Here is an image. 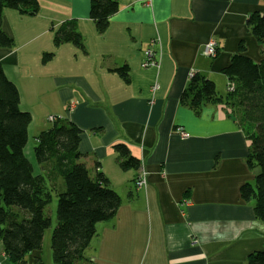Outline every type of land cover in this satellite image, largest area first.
<instances>
[{"label": "crops", "instance_id": "crops-1", "mask_svg": "<svg viewBox=\"0 0 264 264\" xmlns=\"http://www.w3.org/2000/svg\"><path fill=\"white\" fill-rule=\"evenodd\" d=\"M118 1L101 31L90 0H39L35 15L3 10L13 45L0 46V63L32 115L25 155L52 117L72 122L81 129L76 173L102 171L120 195L115 216L95 225L86 264H246L264 248V222L253 201L240 197L258 172L246 162L249 142L224 103L194 113L181 97L192 74L225 94L223 69L241 46L253 61L264 58L247 23L264 0ZM67 19L75 20L83 48L54 45V30ZM149 47L156 64L143 66ZM44 53L52 56L43 60ZM124 65L127 79L117 70ZM116 143L138 158L137 170L120 166ZM38 256L44 261L43 246L28 264ZM0 264H11L1 241ZM45 264H54L51 256Z\"/></svg>", "mask_w": 264, "mask_h": 264}, {"label": "trees", "instance_id": "trees-1", "mask_svg": "<svg viewBox=\"0 0 264 264\" xmlns=\"http://www.w3.org/2000/svg\"><path fill=\"white\" fill-rule=\"evenodd\" d=\"M89 16L96 28L103 30L119 8L118 0H90ZM5 8L20 14L35 15L39 0H0V46L11 47L13 40L2 28ZM254 38L264 47V10L251 13L247 19ZM71 42L83 48V38L75 20L67 19L54 30L53 43ZM241 51L231 56L223 73L229 80L225 94H219L212 80L192 74L181 103L198 113L206 103H224L237 118L249 142L246 162L258 172L253 183L240 187V197L253 201L256 218L264 222V58L253 61ZM52 55L43 54V60ZM128 78L126 65L117 68ZM16 84L5 75L0 63V241L11 264H28V254L41 250L44 232L51 227L46 206L56 195V225L51 229V258L54 264H86L85 250L95 235L98 222L111 220L120 204V195L109 187L102 171L95 178L76 173L80 157L81 129L74 123L52 117V126L35 137L32 154L25 156L31 112L20 107ZM123 169L139 168V160L124 143L114 144ZM37 164L34 166V164ZM50 169L60 184L49 183ZM137 177V176H136ZM136 183V178H135ZM32 264H45L38 256ZM246 264H264V248L251 252Z\"/></svg>", "mask_w": 264, "mask_h": 264}, {"label": "rangeland", "instance_id": "rangeland-1", "mask_svg": "<svg viewBox=\"0 0 264 264\" xmlns=\"http://www.w3.org/2000/svg\"><path fill=\"white\" fill-rule=\"evenodd\" d=\"M51 126H52V124L50 123L49 127H51ZM47 128H48V126L41 129V131H44ZM34 142H35V140H34ZM32 147L30 148V154H29V152L26 153V155L29 158L25 155L30 162L34 161L33 154H32ZM36 165L37 164L35 163L34 166H36ZM44 170L47 171V177H48L49 183L54 184L55 188L60 187L59 186L60 177H56L54 175V173L50 171V169L45 168ZM60 184H62V183L60 182ZM46 210H47V213L51 217V227L47 228L44 232L43 250H44V262L45 263L48 259V256H51V253H50L51 252V248H50L51 229L56 225V222H57V219H56V195L53 196V199H51L49 204L46 206Z\"/></svg>", "mask_w": 264, "mask_h": 264}, {"label": "built area", "instance_id": "built-area-1", "mask_svg": "<svg viewBox=\"0 0 264 264\" xmlns=\"http://www.w3.org/2000/svg\"><path fill=\"white\" fill-rule=\"evenodd\" d=\"M149 2V0H147V3ZM215 49H216V42L215 40L211 39L207 45H206V51L208 54H214L215 53ZM156 64V58H155V54L152 50L151 47L147 48L145 51V61L143 62V66L146 65H155ZM190 134L188 132H181V136L183 137H188ZM146 183L145 178L143 177L142 174H139L136 178V185L137 186H141L144 185Z\"/></svg>", "mask_w": 264, "mask_h": 264}]
</instances>
